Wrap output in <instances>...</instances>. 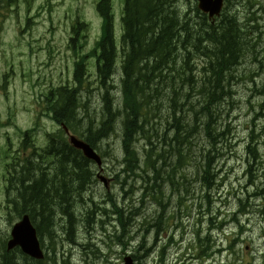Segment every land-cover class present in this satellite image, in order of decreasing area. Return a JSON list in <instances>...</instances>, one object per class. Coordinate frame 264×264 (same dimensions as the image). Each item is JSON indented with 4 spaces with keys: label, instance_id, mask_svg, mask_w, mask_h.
<instances>
[{
    "label": "trees",
    "instance_id": "trees-1",
    "mask_svg": "<svg viewBox=\"0 0 264 264\" xmlns=\"http://www.w3.org/2000/svg\"><path fill=\"white\" fill-rule=\"evenodd\" d=\"M25 1L30 8L32 0ZM181 1L124 0L118 45L113 0H98L97 11L102 18L100 39L76 60L71 83L51 86L41 95L44 115L66 125L99 151L101 143L112 135L121 138L125 166L116 180L122 186L131 177L135 178L134 182L140 177L146 185L148 178L158 180L162 160L166 163V159H172L176 165L188 164L194 141L209 137L210 150L203 148L199 158L202 161L197 168L202 183L211 188L214 185L213 153L217 151L214 147L218 140L217 113L225 102L234 101L232 83L243 78L236 74L243 59L249 54L255 59L261 55L257 50L261 36L257 41L255 38L260 34L261 22L256 16L247 24L242 23L230 10L232 0H226L221 16L210 22L197 8L196 1L191 0L193 9L190 7L188 11ZM18 6L19 0H0V27L6 13ZM75 25L73 40L77 42L85 38L82 31L86 32L88 24L78 18ZM73 43L77 56L83 44ZM119 55L122 56L121 96L115 92L117 86L113 81ZM90 58L96 59L98 82L104 89L100 112L92 107L91 97L86 96L92 89L88 88L92 79L87 66ZM6 83L0 85V89H6ZM34 130L23 132L27 136L22 143L24 150L30 147L28 137ZM141 139L145 148L140 152ZM253 148L250 146L248 151L256 161L257 149ZM32 149L33 152L27 153L30 157L19 153L11 155L5 150L6 173L0 185L7 196L10 221L28 214L40 237L46 235L50 239L55 238L58 224L70 238L76 225L87 224L94 228L98 221L103 224L104 215L109 214L104 203L98 205L99 208L93 204L90 209L88 204H82L95 181L91 161L70 144L64 128L48 134V143L42 150L34 146ZM171 167L173 164L164 176L170 173ZM250 167L252 169V164ZM121 174H124L123 180ZM177 183L173 180L168 185L172 187ZM180 184L187 185L186 182ZM108 197L106 203L114 208L112 214L117 218L118 227L126 231L131 212L119 206L111 194ZM97 210L99 220L95 219ZM59 215L61 223H58ZM15 252H7L4 242L0 241V264H23L15 257ZM24 257L27 260L24 264L44 262ZM57 260L52 257L46 264H57Z\"/></svg>",
    "mask_w": 264,
    "mask_h": 264
},
{
    "label": "rangeland",
    "instance_id": "rangeland-1",
    "mask_svg": "<svg viewBox=\"0 0 264 264\" xmlns=\"http://www.w3.org/2000/svg\"><path fill=\"white\" fill-rule=\"evenodd\" d=\"M116 1L118 7H121V2L119 0ZM239 1L241 3V5L239 4L240 7L234 5L232 8L236 12H243V21H246L245 17L249 13L264 8V0ZM97 2L98 0H32L29 8L25 0H19V6L14 7L12 11L6 13L5 22L0 30V85L7 81L6 89H0V183L1 175L3 172L5 173V150H9L10 154L13 155L16 150L20 149L23 131L36 126L37 131L34 133L33 142L39 147H45L47 143L46 133L58 129V124L53 120L41 117L44 106L42 103L44 98L41 95L51 86H56L60 83H71L73 80V63L75 57L70 46V38L72 36V23L77 17H80L81 20L85 18L90 25L86 43L83 47L84 51L86 52L94 46V42L100 35V25L97 26V24H101L98 18L99 14L96 10ZM250 2H254V8L247 5ZM122 9L123 3L119 11L113 1L117 41L120 27H122ZM255 12L257 17L262 20L259 29L260 33H262V42H260L259 48H257L261 55L255 59L249 54L243 59L236 73L243 78L232 83V89L235 92L233 95L234 101L225 102L220 107V112L217 113L219 122L216 126L217 131L224 130L227 133L224 137H217L218 140L214 147L217 148L215 154H217L218 158L216 156L214 159L213 171L219 174V179L217 184L214 185L217 187L212 191V195L218 199V204H214V208L218 209L221 207L228 212V232L230 229L233 232L235 231L236 221H233L232 214L238 210L240 212L241 206L238 198H243L245 202V212L240 216V219L245 222V231L243 235H240L243 241L236 245L234 251H229L228 253L223 252L221 256L222 260H220L222 264H240V259L244 262L250 260L261 261L264 256V9L260 13L259 11ZM250 18L252 17H248V19ZM254 24L257 25L258 23L254 22ZM93 61H89V69L94 75V78L91 79L88 86V88L92 89L86 92V96L91 97L93 100L92 107L100 112L101 104L99 103H102L101 93H103L104 89L100 87L98 79H95L97 75L96 68L92 65ZM120 65L121 63L119 61L113 78V81L115 80V84L118 87L122 79ZM246 69H251V71L247 72ZM116 91L120 94V89ZM254 130H256L255 134L259 136L257 142L260 160L253 167V175H251L247 171L248 159L251 157L247 150V145L251 141L249 139L250 132ZM200 142L194 141L195 147L193 148V155L195 156V160L182 171L187 174V179L194 183L174 193L175 198L173 199V203L175 204L179 201L181 194L193 193V195L199 198L200 195L208 191L202 181L197 180V174L194 169L201 162L199 158L203 152L202 148L208 147L210 138L206 137L204 141ZM104 143H106L103 146L104 150L105 148L108 150L110 147L111 152H115V155L118 157L121 156L119 136H115ZM108 144H110L109 147L107 146ZM170 160H168L169 165H174L173 160ZM109 164L112 169H116L117 164L114 161L111 162L110 160ZM104 174L106 175V173ZM180 178L179 175L176 179L178 180L177 182L180 181ZM160 182L162 183L163 180ZM219 182H222V185L219 186ZM135 185L139 186L138 184ZM130 188L123 189L120 184L115 183V185L110 184L109 189H106L102 181H98L89 196L98 200L96 204L99 205L103 204V199L110 192L114 194L115 197L113 198L118 199L119 206L123 207V195L125 190L129 192ZM176 188L177 184L174 185V189ZM247 188L249 189L250 197L246 201ZM259 189H262L258 191L261 193L256 198H253L252 194ZM140 196V192L134 193L133 198H135L136 202L133 205L140 208V214L137 216L130 213L128 218L131 219L128 220V223L131 225L129 226L128 224L129 228L127 226L126 230L128 233L125 234L122 241H127L129 234L136 236L137 240H139L142 237V232H138V230H143L144 227L149 226V219L150 223H154V220L161 213L160 206L157 202L150 199L145 203H142V201L140 203L137 199ZM86 200L89 201L87 196ZM0 203L5 206L7 205L5 191L0 195ZM84 203L82 204L87 206L88 203H86L85 198ZM103 205L106 206L109 212L108 215H104L103 224L98 221L93 225V229H88L89 226L85 225H76L73 233V236L80 241L90 242L96 240V244L100 248L93 247L87 251H83L81 247L73 249L67 243L64 231H62L59 224L55 229L54 239H50L46 235L42 238L48 252L50 251L49 246L52 240L58 247L59 253L56 256L58 264H63V254H65V257L73 256L72 261L65 259V264H119L121 250L125 249V247L119 245L113 233L115 235H121L123 230L118 227L117 223H109L108 216L110 217L112 215L114 208L105 202ZM126 205H130L129 199ZM130 209H133V207ZM6 210L7 207L5 209L0 207V238L5 237V239H8L11 228L18 219L12 223L9 216H5ZM165 213L168 215L166 222L182 224L178 225L176 231L177 239L181 238L182 232L186 229L185 235H188L186 236L187 241L184 248L188 247L191 243L190 240L193 238L194 229L201 226L198 223L199 214H202L199 209V199L191 198L183 203V205L170 206ZM173 214H175L174 219L172 217ZM95 219L99 220V217L96 216ZM61 222L59 215L58 223ZM203 226L204 228L207 227L206 224H203ZM237 229L239 230V228ZM149 237L153 238L155 235L150 234ZM214 237L218 238V240L221 238L224 239V233H215ZM110 243L114 244L113 250L115 251L113 252H107ZM136 243L137 241H135ZM222 244L227 246L225 240ZM184 248L181 249V253L177 251V258L186 251ZM130 250L128 252H132V247ZM71 252H73V255L70 254ZM117 255L118 259H116ZM52 256L53 254L51 252L48 261H50ZM170 260L172 261L173 258ZM144 264H158V262L152 257L151 259H147Z\"/></svg>",
    "mask_w": 264,
    "mask_h": 264
},
{
    "label": "water",
    "instance_id": "water-1",
    "mask_svg": "<svg viewBox=\"0 0 264 264\" xmlns=\"http://www.w3.org/2000/svg\"><path fill=\"white\" fill-rule=\"evenodd\" d=\"M224 0H200L199 7L205 12H209L211 16L218 14L222 8ZM81 146L85 147L81 144ZM86 154L93 155V152L88 147L84 148ZM12 239L9 242V247H15L19 245L24 252L29 255L41 258L42 251L40 248V243L37 238L36 229L32 225L28 215H25L24 218L15 224L12 228ZM127 264H131V259L127 258Z\"/></svg>",
    "mask_w": 264,
    "mask_h": 264
},
{
    "label": "bare ground",
    "instance_id": "bare-ground-1",
    "mask_svg": "<svg viewBox=\"0 0 264 264\" xmlns=\"http://www.w3.org/2000/svg\"><path fill=\"white\" fill-rule=\"evenodd\" d=\"M263 29V28H262ZM194 86V85H193ZM190 94V93H189ZM184 97V96H183ZM182 97V98H183ZM177 99V98H176ZM191 99V98H190ZM187 100V99H186ZM179 101V100H178ZM178 105V104H177ZM172 106H174V105H172ZM178 107V106H177ZM237 108V107H236ZM167 109V108H166ZM173 109V108H172ZM176 109V108H175ZM179 110V109H178ZM239 110V109H238ZM168 111V110H167ZM231 111V110H230ZM163 112H164V110H163ZM162 112V113H163ZM180 112V111H179ZM229 116V115H228ZM220 118V117H219ZM222 118V117H221ZM224 118V117H223ZM221 120V119H220ZM219 120V121H220ZM225 120V119H224ZM222 123V122H221ZM224 123V122H223ZM229 123V122H228ZM221 125V124H220ZM231 126V125H230ZM174 132V131H173ZM155 142H156V140H154ZM137 147V146H136ZM139 150V149H138ZM262 156V155H261ZM143 157V156H142ZM170 160V159H169ZM170 162H172L171 160H170ZM173 162H174V160H173ZM143 163V162H142ZM229 163V162H228ZM166 164V163H165ZM177 166V165H176ZM202 166V165H201ZM126 168V167H125ZM169 170V169H168ZM159 172H161V171H159ZM175 172V171H174ZM165 173V172H164ZM200 179V178H199ZM203 181V180H202ZM205 181V180H204ZM201 183V182H200ZM170 186V185H169ZM220 186V185H219ZM171 187V186H170ZM217 187V186H216ZM218 189V188H217ZM180 193V192H179ZM118 200V199H117ZM97 203V202H96ZM100 205V204H99ZM97 207H98V205H97ZM136 207V206H135ZM176 207V206H175ZM98 211V210H97ZM148 213V212H147ZM103 216V215H102ZM134 219V218H133ZM155 221V220H154ZM150 222V221H149ZM13 223V222H12ZM128 223V222H127ZM126 223V224H127ZM131 223V222H130ZM129 224V223H128ZM145 224V223H144ZM131 224H129V226H130ZM125 226V225H124ZM129 226H128V228H129ZM133 228V227H132ZM133 231V230H132ZM139 232V231H138ZM136 233H137V231H136ZM133 234V233H132ZM138 234V233H137ZM127 236V235H126ZM84 237V236H83Z\"/></svg>",
    "mask_w": 264,
    "mask_h": 264
},
{
    "label": "flooded vegetation",
    "instance_id": "flooded-vegetation-1",
    "mask_svg": "<svg viewBox=\"0 0 264 264\" xmlns=\"http://www.w3.org/2000/svg\"><path fill=\"white\" fill-rule=\"evenodd\" d=\"M2 180H4V176H3V174L1 175V181H2ZM4 191H5V189H4L2 186H0V195H2V194L4 193ZM0 204H1V203H0ZM1 206L3 207L4 204H2ZM160 242L164 243V240L161 238ZM0 260H1V258H0Z\"/></svg>",
    "mask_w": 264,
    "mask_h": 264
}]
</instances>
